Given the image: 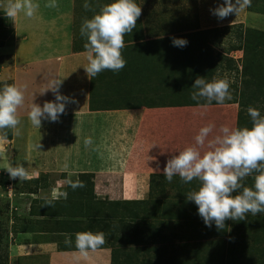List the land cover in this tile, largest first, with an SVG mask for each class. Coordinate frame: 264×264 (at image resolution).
I'll return each instance as SVG.
<instances>
[{
	"label": "rangeland",
	"instance_id": "obj_1",
	"mask_svg": "<svg viewBox=\"0 0 264 264\" xmlns=\"http://www.w3.org/2000/svg\"><path fill=\"white\" fill-rule=\"evenodd\" d=\"M68 2L71 7L64 15L65 24L62 23V27L67 23L69 32L67 29L65 32H68V38L53 41L49 30L55 29L57 22L46 21L40 28L51 37L46 42H55V45L67 43L71 44L70 47L74 44L76 51L85 50L87 39L80 34L83 21L91 19L99 13L102 6L113 3L114 0ZM85 3L91 6L90 10L83 7ZM135 3L142 8V15L133 32L125 36L126 47L122 52L127 61L126 72L137 69L138 77L127 78L123 83L124 87L120 84L118 97L121 99V106L131 109L150 106L147 100L151 101L155 96L157 101L163 103H158V106H166L173 100L176 106L193 107L189 111L194 112L195 118L187 120L178 117L176 121L164 119L161 124L164 127L162 139L172 137L175 143L180 141L179 151L188 146L187 143L194 145L196 135L206 125H215L214 135L210 134L208 137L210 140L211 136L214 138L220 134L215 132H219L222 126L230 129L251 128L252 122L247 112L249 107L258 109L264 115V55H259L255 48L244 50L248 33L252 30L264 33V0H251V7L238 16L233 14L223 20L213 15L210 9H215L224 0H135ZM74 12L76 23L71 24L69 20ZM257 33L253 35V45L250 46L256 45ZM58 37L56 34L54 38ZM173 37L187 40V46H173ZM110 73L116 74L105 70L97 77ZM120 73L122 74V70ZM198 77L209 82L227 78L232 99L223 104L213 101L208 108L200 106L206 103L204 100L186 103L191 99L189 96L192 92L197 90L192 86ZM103 80L107 82L106 78ZM262 89L263 91H259ZM146 90L156 92V95L142 94ZM122 96L127 98L122 99ZM46 101L52 102L50 95ZM127 101L129 103L125 104ZM143 101L145 105H142ZM97 106L102 104L98 103ZM126 124L125 127H130L131 132L134 122ZM63 140L64 138L61 139ZM158 140L154 149L160 147ZM63 143L61 146L65 150L67 145ZM175 146L176 144L168 150L169 155ZM108 154L106 149L99 156V170H104L102 173L107 171L100 180L98 174H82V169L76 166L58 170L53 167L58 162H53L52 168L46 171L34 168L35 171L30 172L28 180H13L9 173L0 178V264H21L25 248L37 253L34 248L40 242L55 243V252H74L82 262L93 261L92 258H95V264H103L105 259L106 264H184L182 252L186 253L185 259L191 264H264L263 232L259 234H263V239L257 242L260 245L255 242L258 240L260 226L258 230L253 229L251 234L249 232L245 235L243 243L232 239L230 235L238 225L237 221H226L222 230L217 229L215 223L209 228L199 216L197 205L186 198L191 190L187 193L182 191L192 188L181 181L179 176L171 183L164 181L158 184V180L164 175L155 174L143 184V179L136 172L129 180L138 183L131 188L126 185L124 189L122 176L108 174L110 169L116 171L119 168L112 166L110 162V168H106L108 165L103 160L109 157ZM73 157L74 160L65 164L80 165L83 170L90 169V172L98 169L91 151H80ZM122 158L117 157L119 162ZM38 161H43V157L35 160ZM139 163L141 168L131 165L132 172L136 168L143 169L145 165H142L143 162ZM116 164L118 163L114 165ZM65 170L68 173L64 174ZM77 179L85 187L73 190L68 181L74 182ZM196 181L198 180L191 185L194 186L193 191L200 187L199 181ZM243 183L247 186L245 180ZM137 186L138 189L142 187L140 194L135 193ZM63 192L68 193L66 200L61 195ZM49 200L52 201V206H48ZM183 204L185 207L180 208ZM45 214L55 217L54 220L41 218ZM256 216L262 219L264 213ZM87 231L105 232L107 243L85 257L75 247V234ZM30 233L35 234L34 239ZM64 234L71 235V247L65 245ZM231 247L233 251L235 248L237 251L231 252ZM38 249L43 251L44 248L41 246ZM33 258L39 261L38 264L44 263L41 261L45 259L43 256Z\"/></svg>",
	"mask_w": 264,
	"mask_h": 264
},
{
	"label": "crops",
	"instance_id": "obj_2",
	"mask_svg": "<svg viewBox=\"0 0 264 264\" xmlns=\"http://www.w3.org/2000/svg\"><path fill=\"white\" fill-rule=\"evenodd\" d=\"M68 1L56 0L58 7L53 9L45 7L49 0H35L40 7L32 18L26 17L23 13H19L14 18H9L5 12L7 0H0V89L6 84L26 86L25 104L19 109L21 123L17 128L18 134H14L11 129L0 131V136H3L4 132L7 133L6 138L0 140V178L7 175L6 169L9 167L23 165L29 172L35 171L34 168L46 171V169L52 168L53 162H58L53 166L57 167L58 170L76 166L82 169V174H98V180H100V178L103 179V174H107V171L102 173L104 170H99L101 167L99 159L101 153L107 149L109 157L106 160L108 161L103 160V163L108 165V162H110L112 166H119L116 171L110 169L108 174L122 176V187L124 185V189L126 185L131 188L133 184L138 183L129 180L136 172L143 179L144 184L150 176L163 174L167 161L181 151H179L181 147H178L180 141L175 143L172 137L162 139L164 127L162 128L161 124L163 120L176 121L178 117L187 120L193 119L195 118L194 112H190L189 109L194 108L191 106H176L173 100L170 99L169 104L166 106H158V103H163L157 101L155 96L151 101L147 100L150 106H142L143 108L136 109L121 106V99L118 97L120 95L119 89L121 85L122 87L125 86L124 82L127 78L138 77L137 69H130L131 75L124 68L122 74L120 72L115 74L117 77L110 73L107 76L105 75L106 77L101 75L102 78L99 76L89 78L84 69L88 65L86 50L76 51L74 44H72L73 47H70L71 44L67 45V43L65 45H55V42L53 44L50 41L46 42L51 38L48 37L50 35L53 36V41L68 38L67 23L62 27L63 20H66L64 15L66 16L69 7H71ZM71 5L73 6V4ZM41 7L43 9H40ZM74 16H76L75 12L71 16L72 19L69 20L71 24L76 23ZM257 19L261 20L260 17H257ZM46 21H54L58 24V28L49 30L50 35H46L40 28V25ZM66 29L68 32H65ZM56 34L59 36L58 38H54ZM104 78L107 79V82L103 80ZM53 79L63 80L59 89L60 94L77 102L68 103L65 113L60 115L58 121L42 120L41 128H36L28 120L30 105L34 102L43 107L44 102L49 99V95L50 100L55 101V94L51 90L41 95ZM126 83L128 84V82ZM129 88L132 90V87L129 86ZM152 92L146 90L142 94L156 95V92ZM124 98L127 97L122 96V99ZM144 102L142 105H145ZM98 103L102 106H97ZM126 103H129V101ZM116 104L118 106H115ZM132 121L134 122V128L129 132L130 127H125V125L127 126L126 122ZM125 133L127 134L125 135ZM211 134L214 135L213 132ZM212 136L211 138H213ZM89 137L93 143L86 146L84 141ZM62 138H64L63 141H61ZM157 140L160 147L154 149ZM62 142H64L63 145H67L65 150L61 146ZM174 144L176 146L169 155L168 150ZM187 145L191 146L190 143H187ZM86 150L91 151L98 169L90 172V169L83 170V167H79L80 165L65 164V162L74 160L73 156L75 154ZM207 150V147H205L201 149V152ZM119 156L123 157L120 162L117 159ZM38 157H43V161L35 162ZM131 157L132 160H130ZM139 162H143L142 165H145L143 169L137 170L136 168V171L132 172L130 168L132 166L141 168ZM115 163L118 164L114 165ZM106 168H110V166L108 165ZM63 173L68 172L65 170ZM62 188L59 187V189ZM138 188L137 186L135 193L140 194L139 191L142 187ZM41 218L54 220L55 217L41 216ZM43 222L45 223V221ZM34 235L33 233L31 238L34 239ZM54 244L51 242L37 243L34 248L37 253L24 247L26 251H23L21 264H38L39 261L33 257L42 256L45 258L41 260L44 262L43 264L97 263L95 258H92L95 262H82L80 256L77 257L71 251L55 252L53 250ZM41 246L44 248L43 251L38 249ZM103 264H106V259L103 260Z\"/></svg>",
	"mask_w": 264,
	"mask_h": 264
},
{
	"label": "clouds",
	"instance_id": "obj_3",
	"mask_svg": "<svg viewBox=\"0 0 264 264\" xmlns=\"http://www.w3.org/2000/svg\"><path fill=\"white\" fill-rule=\"evenodd\" d=\"M39 7L35 0H7L5 12L9 18H14L19 13L32 18ZM45 7L57 8L58 4L56 0H49ZM83 7L91 9L88 3ZM249 7L251 0H235L234 3L233 0H224V3L210 11L223 20L233 14L238 16ZM141 15L142 8L135 0H114L113 3L102 6L99 13L91 19L83 21L80 34L87 39L84 48L88 65L84 69L89 78L105 70L118 73L126 67L127 61L122 52L126 47L125 36L133 32ZM172 43L175 47H185L188 41L173 37ZM62 83L63 80L53 79L41 93L44 95L51 90L55 94V101H45L43 107L34 102L30 105L28 120L32 126L41 128L42 120L58 121L60 115L65 113L67 104L77 102L60 94ZM25 87L6 84L0 89V131L11 129L14 134H18L17 128L21 123L19 109L25 104ZM192 87L197 90L192 92L191 99L197 103L206 101L201 107H208L213 101L223 104L232 99L227 78L209 82L198 77ZM247 112L251 118V128L230 129L222 126L220 134L209 140L215 125L202 127L195 137V144L184 148L178 155H173L163 169V175L169 183L174 176H179L184 183H190L194 179L200 182L198 190L187 194V200L197 205L199 216L209 228L215 223L217 229L222 230L228 220L241 221L246 219L248 213L253 216L264 213V115L254 107H249ZM6 136L7 133L4 132L0 140ZM84 143L90 146L93 141L89 137ZM205 147L208 150L202 153L201 149ZM6 170L13 180H28L31 175L23 165ZM253 173H256L254 187H246L243 181ZM68 183L73 190L85 187L78 179L74 182L69 180ZM61 195L65 200L68 197L67 192ZM48 206H52L51 200L48 201ZM64 235L65 245L71 247V235ZM106 243L107 234L102 231L75 234V247L85 257Z\"/></svg>",
	"mask_w": 264,
	"mask_h": 264
},
{
	"label": "trees",
	"instance_id": "obj_4",
	"mask_svg": "<svg viewBox=\"0 0 264 264\" xmlns=\"http://www.w3.org/2000/svg\"><path fill=\"white\" fill-rule=\"evenodd\" d=\"M258 31H255V30H252L250 33H248V35H247V38H246V40H247V42H246V47L244 48V50L246 49V48H251L252 50H254V48L256 49V50H258V52H259V55H264V33L263 32H258ZM257 33V43H256V45L255 46H250V44L251 45H253V40H254V38H252L253 37V35L254 34H256ZM262 88L264 89V86H262ZM263 89L262 90H259V91H263ZM190 98H191V96H189ZM193 101L194 100H192V99H190L188 102H186V103H189V102H192L193 103ZM194 102H196V101H194ZM181 103V102H180ZM256 175V173H253V175L252 176H249V177H247L246 179H245V184L247 185L246 187H254V176ZM162 176H160V178H161ZM178 177V176H177ZM176 179V176H174L173 177V180H175ZM159 182H158V184H160V182H164V181H167L166 179H165V177L163 176L162 177V179L161 180H158ZM195 182V179L192 181V182H190V183H188V185L192 188V189H190V188H187V189H185V190H182L184 193H187L188 191H193V188H194V186H191V185H193V183ZM196 182H198V181H196ZM198 183H200V182H198ZM198 185H200V184H198ZM83 195V194H82ZM187 198V197H186ZM185 205H187V203L185 204ZM185 205L183 204L180 208H183V207H185ZM45 215H47V216H51V215H48V214H45ZM45 215H42V216H45ZM259 217H257V216H253L251 213H248L247 214V217H246V219L245 220H241V221H237L238 223V225H240V226H236V228L234 229V231H231L230 232V235L232 236V239H237V240H239V241H241L242 243L245 241V238H244V236L245 235H248V233L251 231V230H253V229H255V230H258V228H259V226H260V231L258 232V240H255V242H256V245H258L259 243H257V242H260L262 239H263V234H264V217L262 218V219H260V221H259ZM259 222V223H258ZM243 229V231H241ZM240 231L242 232V233H240ZM260 232H263V234L261 235V236H259V234H260ZM250 234H251V232H250ZM228 236H229V234H228ZM253 244H255V243H253ZM260 245V244H259ZM252 246V245H251ZM250 246V247H251ZM233 247V246H232ZM231 247V248H232ZM229 248V247H228ZM253 248V247H252ZM240 249L242 250V247H240ZM243 249L245 250L246 249V246H244L243 247ZM239 250V249H238ZM231 252L233 251V248L230 250ZM234 251H237L236 250V248L234 249ZM233 251V252H234ZM261 252H263V251H261ZM234 254V253H233ZM185 255H186V253H183L182 252V263L184 262V264H185V261L187 260V259H185ZM237 255V254H236ZM235 255V256H236ZM233 257V256H232ZM210 258V256L209 257H207L205 260H208ZM261 261V260H260ZM123 264H129V263H125V262H123ZM186 264H191V262L189 261V260H187V263Z\"/></svg>",
	"mask_w": 264,
	"mask_h": 264
}]
</instances>
